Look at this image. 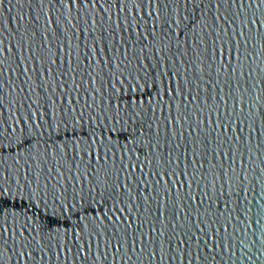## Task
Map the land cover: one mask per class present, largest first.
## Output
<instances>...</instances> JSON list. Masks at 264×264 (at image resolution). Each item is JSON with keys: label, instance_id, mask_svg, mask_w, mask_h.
<instances>
[{"label": "water", "instance_id": "obj_1", "mask_svg": "<svg viewBox=\"0 0 264 264\" xmlns=\"http://www.w3.org/2000/svg\"><path fill=\"white\" fill-rule=\"evenodd\" d=\"M137 2L0 0V264H264V5Z\"/></svg>", "mask_w": 264, "mask_h": 264}, {"label": "snow or ice", "instance_id": "obj_2", "mask_svg": "<svg viewBox=\"0 0 264 264\" xmlns=\"http://www.w3.org/2000/svg\"><path fill=\"white\" fill-rule=\"evenodd\" d=\"M89 2H99V0H79V3H89ZM106 2H110V0H106ZM119 2V0H118ZM223 0H219V3H217V7H219V4L222 3ZM230 2L235 5V4H239L240 5V11L243 10L244 6L247 4L249 7H252L253 4H255V7L256 8H261L262 5H264V0H260V3H256V0H230ZM69 3L71 5H74L77 3V0H69ZM156 3H157V0H138V2L136 3L135 7H136V11L139 12L140 11V4H144L146 6H150L153 10L155 9V6H156ZM121 7H123V4L120 5ZM147 11V8L145 9ZM132 12V9L129 8V13ZM147 14L150 16L151 15V12L148 11ZM157 15H159V13H157ZM179 23V22H177ZM260 27H264V22H262L260 24ZM181 36L184 35L183 33V30L181 31L180 33ZM215 43V42H214ZM217 51H219V49H217ZM237 54L234 53V52H231L230 50H228L227 48L225 49V52L224 54L222 55V59L227 61L229 60L230 57L232 58H235ZM229 65L228 64H224L222 65V67H225L227 68ZM175 73L172 74L173 76V79L175 78ZM177 95H179V91L177 90ZM77 134V130L76 129H66L64 131V135L71 138L73 135H76ZM87 135V134H86ZM88 139L89 140H95V139H98L96 137H92V136H88ZM88 147L92 148L93 149V157L94 158H97V159H103L104 156L107 155L106 152L103 151V143L101 141V145H100V148L97 149L96 145L94 143L92 144H88ZM88 151H87V148L85 149V155H88ZM170 163V162H169ZM163 175L161 176V179H163ZM125 188L127 187L126 185L124 186ZM3 209H0V212H2ZM129 211H131L129 209ZM122 214H123V211L121 210ZM0 227H3L2 225H0Z\"/></svg>", "mask_w": 264, "mask_h": 264}]
</instances>
